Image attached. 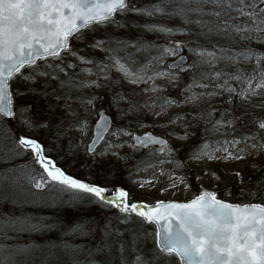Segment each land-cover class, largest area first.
Wrapping results in <instances>:
<instances>
[{"label": "snow or ice", "instance_id": "snow-or-ice-1", "mask_svg": "<svg viewBox=\"0 0 264 264\" xmlns=\"http://www.w3.org/2000/svg\"><path fill=\"white\" fill-rule=\"evenodd\" d=\"M169 8L171 10L165 13V9ZM130 13L142 18L155 17L157 13H165L166 18L178 16L184 21V26H199L198 37L222 38L227 47L216 48L210 42L202 44L197 41L192 45L170 40L169 37L183 28L175 29L150 19L134 25L141 29L142 34L136 44L129 45L127 41L114 36L113 32L128 25ZM190 13H196L197 17L193 19ZM109 28L113 32H109ZM204 28L207 31H203ZM97 31H103L105 37H90V33ZM144 32L163 37L164 43H159V39L145 43ZM188 34H192L190 29ZM82 43L93 53L98 51L99 55H85L79 47ZM113 45L130 46L137 51L154 48L158 55L152 57L139 73H130L118 58L111 55L115 51ZM237 47L244 51H233ZM261 47H264V0H169L168 3H150L146 0H0V131L3 132L0 162L10 163L15 157L27 153L42 169L37 171L31 168L25 172L24 169L28 168L25 165L19 170L26 178L28 187L0 190V253L10 254L3 264H21L11 257L30 255L38 248L32 243L10 246L4 243L19 240L22 233L58 230L64 236L90 237L97 231L93 225L99 222L90 217H78L65 227L54 217L26 211L25 206L29 204L52 209L63 206L66 211L74 213H80L85 204L107 211L117 210L120 215L104 217L99 229L102 233L100 242L94 248L87 249L85 259L74 260V264H171L162 253L168 257H178L184 264H264V206L261 204L245 203L241 207L240 204L226 203L217 198L215 191H204L189 203H166L163 200L136 202V197L126 186L109 187L86 182L57 166V160L52 155L53 151L60 155L57 146L62 138L69 135L70 127L65 125L80 122L76 109L67 101L75 97L83 103V97L67 90L66 85L84 86V81L88 79L83 76L84 72L99 79L106 77L113 67L118 72L123 71L126 76L132 77L131 84L143 85L144 91L160 94L157 99L146 101L144 107L153 109L152 115L161 116L179 101L166 98L165 90L157 83L158 78L175 87L177 82H182L183 75L203 65L227 61V66H231L255 61L256 68L246 81L241 79L239 72L233 75L232 72L220 70L215 72V76L201 74L199 77L193 74L192 84L187 85L182 94L188 100L196 98L197 94L187 93L192 91L199 79L204 81L201 85L204 91L199 96H211L213 93L207 90L213 85L245 104L264 109V51L259 50ZM185 52L194 57L187 69L182 67L189 60ZM169 55L173 57L172 62L165 69H160L159 65ZM230 80H237L239 84L234 87ZM119 98L122 97L118 94ZM37 99L45 105L39 112L35 108ZM88 99L94 101L99 97L92 95ZM161 101L163 106L155 110ZM227 103L231 104L232 100L229 99ZM130 104L133 106L127 112L135 113L139 102L130 101ZM69 110L74 114L71 121L67 116ZM118 112L121 120L127 118V112L119 108ZM101 119L104 121V131L109 133L106 143L111 145L107 153H101V159L116 156L131 141L134 149L160 145L159 151L166 156L157 157L156 161L181 166L179 158L173 155L179 149L167 139L153 132L126 131V126L117 125L110 129L103 114ZM177 119L182 118L177 116ZM167 123L175 124L176 121L169 116ZM138 127H143V124L138 123ZM259 127L264 129V122ZM100 128L101 125L97 123V131L85 151V155L90 157L89 162H94L97 156L94 150L96 141L104 139ZM215 130L219 131L218 128ZM176 135L178 140H187L191 133L186 130L183 135ZM255 135L253 132L239 138L233 136L231 140L218 142V146L211 151H207L209 146L203 144L199 152L194 150L189 153V158L200 159L203 156L212 159L215 156L217 159L239 160L242 154L251 155V149L264 150V143H247ZM6 142H10L12 147L9 148ZM241 144L243 147L238 148ZM119 159L127 164L130 154L125 153ZM140 163L145 161L141 159ZM133 167L140 171L139 164ZM128 171L131 178V169ZM233 174L241 176L239 172ZM260 192L264 190H257L256 194L259 196ZM45 193L50 199H44ZM61 193L69 194L67 199H61ZM137 217L142 218V221H137L138 224L147 221L159 225V231L154 233L158 252L148 247L146 239H140L138 233L132 236L131 241L126 240L114 223H124ZM62 246L73 247L74 253L84 250L79 245L63 243Z\"/></svg>", "mask_w": 264, "mask_h": 264}, {"label": "trees", "instance_id": "trees-1", "mask_svg": "<svg viewBox=\"0 0 264 264\" xmlns=\"http://www.w3.org/2000/svg\"><path fill=\"white\" fill-rule=\"evenodd\" d=\"M146 2L150 3H168L169 0H146ZM171 9H165V13L169 12ZM165 13H157L155 17L151 18H142L137 16L136 14L130 13L128 15V25L123 28L113 30L110 28L109 32H113L114 36H118L120 39H123L131 44L137 43V38L142 34L141 29L135 27L134 25L143 24L145 20H152L156 21L159 24H164L168 27H172L175 29H181L182 31H176L170 40H177L178 38H183L184 40L188 41L189 44L194 45L197 41L202 44H207L210 42L211 46L216 48L220 47H227L224 44L223 39L219 37H198L197 32L201 30L198 25L192 24L190 26H184V21L180 17H171L166 18ZM193 19L197 17L196 13L189 14ZM205 20L208 19L207 16L204 17ZM189 29L191 30V36H189ZM203 31H207V28H204ZM99 34L104 38L103 31H97L90 33L91 36L99 37ZM143 35L145 36V43L149 41H157L159 39V43L163 44L164 39L163 37L158 38L154 33H147L144 32ZM220 41L217 43V41ZM255 41H253V45H255ZM87 52H84L85 55L89 53L92 55H99V52L93 53L92 49L86 48L85 44L80 46ZM115 51L111 54L116 56L120 59L127 67H130L133 71H137L142 67L146 66L152 57L158 55L157 51L154 48H147L143 51H137L134 47H124L123 45H113ZM211 50V47H209ZM260 51H264V47L259 48ZM233 51L239 53L244 51V49L237 47L233 49ZM190 57V63L184 68L187 69L189 65L192 63L194 57L191 53L185 52ZM90 57V56H89ZM166 61V58L165 60ZM39 63V61H38ZM255 61H252L248 64H239V65H231L227 66V61H217L215 65H203L202 67L191 69V71L185 75H183L182 82H177L175 87L166 86L164 89L166 98L170 97L171 95L174 96L176 92L183 93V90L187 87V85L192 84V75L195 74L199 77L201 74L208 76H215L216 71L223 70L224 72H232L233 75L236 72H239L241 79L246 81L249 74H252L255 70ZM235 69V71H233ZM75 80H79L80 77H73ZM204 83L203 80L197 79L196 86H200ZM223 83V81H221ZM230 83L236 87L239 84L237 80H230ZM195 86V87H196ZM213 86V85H210ZM39 87V85H38ZM195 87L192 89L191 92L187 93V95H193L196 92ZM66 89L74 92L76 96L83 97V103L80 102L79 99L75 97L70 98L67 102L72 104L73 107L76 109V113L78 114V119L81 122L82 117L80 113L82 112L81 109H84L86 106V100L89 97V91L86 88V80L84 81V86H75L72 84H67ZM239 89V88H237ZM160 95V94H159ZM158 95V96H159ZM183 95V94H182ZM184 96V95H183ZM163 101L159 103L161 105ZM158 106V104H157ZM45 105L42 101L37 99L35 101V108L36 111L43 110ZM107 111L109 113H114L111 105H106ZM123 111L126 112L124 109ZM73 112L69 110L67 116L71 121L73 118ZM136 120L137 116L133 112H129L126 120V127L129 130H134L136 127ZM80 122L66 124V127H70L69 135L66 138H62L61 142L58 144V150L60 155L56 154V151H53L52 155L57 160V164L60 167H63L67 170L68 174H72L77 178H82L86 182H96L98 184L106 185V186H121L127 184L129 181L135 179L143 170H146L149 167L161 164L156 161L157 157L164 158L166 156L165 153H161L158 148H148L146 150H137L133 152H129L130 159L128 160L127 164H125L124 160L120 164L110 163L105 165L104 167L98 166L95 162H89L90 157L82 153L79 149V139L75 132V129L78 127ZM15 125V122L13 126ZM205 125V124H204ZM250 125L247 124L245 126V132L241 129H233L232 136L240 137L241 135L251 134L255 132L253 126L249 127ZM195 124L188 130L191 133L189 138H192L196 134ZM207 131L203 132V140H213L216 136V132L212 129H209L208 126ZM199 137L201 135H198ZM3 139V132L0 131V140ZM8 147L11 148L12 144L10 142H6ZM198 144H194V141H191L189 144H180L179 151L175 152L173 155H176L180 162L181 166L178 167L177 171L180 172L182 175L186 177L190 185L196 190V194L199 192L200 189L196 186L194 182L195 179L203 172V169H194L190 167V159L189 153L196 150L194 146ZM143 159L145 163H140V160ZM139 164L140 171L138 172L133 165ZM166 165L171 166L175 169L176 165L169 162L165 163ZM27 165L28 168H25L24 171L27 172L31 168H35L37 171H41L40 165L35 164L32 161V158L27 153L24 156H17L15 159L10 163H3L0 162V190H19V188H27V180L24 175L19 170L23 166ZM128 169H131V178L129 176ZM213 170L216 172L218 177L220 178L219 184L214 188L216 190L217 195L219 198L226 199L233 203H248V202H258L260 200H264V192H260L259 196L256 194L257 190H264V159L260 162V167L256 170H245L240 171V177L235 176L233 173L226 171L224 168L219 166H214ZM110 181V184H109ZM108 183V184H107ZM38 191V190H34ZM251 193V194H250ZM61 199H67V193L59 194ZM136 196V195H135ZM140 197V196H136ZM37 199H40L37 197ZM44 199H50V196L45 193ZM141 200H146L148 202H153L147 200L146 198H140ZM137 202V201H136ZM94 209V216L91 213V210ZM25 210L37 215H43L45 217H54L57 221L62 222L65 227L72 224L74 219L78 217H90L93 221H97L99 223L94 224L93 227L97 229L94 236L90 237H81L79 235L75 236H64L62 231L53 230L47 232H40V233H22L20 234L19 240H12V241H4L6 245H27L29 243L35 244L38 248L32 252L30 255L26 256H13L11 257L14 261H19L21 264H74V260H83L86 257V252L88 248H94L102 239V233L99 230L102 227L104 217L107 216L109 218H114L117 215H120L117 210L107 211L104 209H100L97 207H92L85 204L84 208L81 210L80 213L69 212L64 209L63 206L59 208H48V207H35L31 204L25 206ZM137 221H142V218H135L128 219L124 223L115 222L116 228L119 230L121 234L124 235L125 239L131 241L132 236L136 233L139 234L140 239H146L147 245L150 248H153L154 251H159L156 245V237L154 233L156 232V227L154 224L150 223L147 224L145 221L138 224ZM63 243H67L68 245L81 246L84 250L75 252L74 248L63 247ZM119 251V248H118ZM8 252L0 253V264H3V260L9 257ZM168 259H172L173 257H168L162 253ZM177 262L178 259L175 257ZM134 260V258H133ZM173 263V261H171Z\"/></svg>", "mask_w": 264, "mask_h": 264}, {"label": "rangeland", "instance_id": "rangeland-1", "mask_svg": "<svg viewBox=\"0 0 264 264\" xmlns=\"http://www.w3.org/2000/svg\"><path fill=\"white\" fill-rule=\"evenodd\" d=\"M102 36V34H99V37L96 38L99 39ZM171 38H173V36L169 37V39ZM176 41L189 43L183 38H178ZM82 44H80V46ZM80 49L83 52H87L81 47ZM87 56L91 57L89 53H87ZM112 56L117 58L114 55ZM104 59L106 60L107 58L104 57ZM172 60V56H167L166 61L161 63L159 68L165 69ZM120 62L121 64H124L121 60ZM254 66V68H256L255 64ZM125 67L130 73H139L145 66L137 71H133L130 67H127V65H125ZM93 71H95V69H93ZM83 76L88 77L86 80V88L90 93L89 96L95 95L99 97V99L94 101L87 99L86 106H84V109H81L82 112L80 115L82 120L75 129V132L78 136L79 149L82 153H85L88 142L93 135V127L101 108L107 109L106 105H111L114 110V113H111L114 118L113 129L117 125L127 126V118L121 120L118 108L122 110L125 109L127 112L128 108L133 106V104H130V101L134 103L139 102L140 105L134 113L137 116L134 131L137 133L153 131L161 134L168 138L170 144L175 148L179 147L180 144H189L191 141H194V144H198L194 146L197 152H199L200 146L203 144H207L209 147L206 150L211 151L218 146V142H222L225 139L231 140L233 138V129L238 128L245 132V126L247 124L250 125L249 127L253 126L256 133V135L251 137L247 143L249 145L253 143H264V129L259 127L260 123L264 122V109L251 104H245L241 99L234 98L228 92L221 91L214 86H209V89L207 90L213 93L211 96H199L198 94L204 90L201 88V85L196 86V92H194V94H197L196 98L191 100L185 99V96L176 92L174 96L171 95L167 99L175 98L179 102L174 103L172 107L168 108L161 116H155L151 114L153 109L144 107V103L150 101V99H157L159 94L144 91L143 85L131 84L130 81L132 77L130 75L126 76L123 71L118 72L117 69L113 67L106 77L101 76L98 79L96 76H89V73L87 72H84ZM151 83L152 82L150 81L149 84L151 85ZM157 83L162 89H165L166 86H168L163 78H158ZM118 94L122 98L117 99ZM229 99L232 100L231 104L227 103ZM257 101H259V98H257ZM162 106L163 103H161V105L158 104V106L156 105L155 110H159ZM128 113L129 112H127V116ZM209 113H211V115ZM169 116L176 121L175 124L167 123ZM177 116L182 119L178 120ZM138 123H142L143 127H138ZM154 124L156 125L155 127L153 126ZM193 124L196 126V134L192 138L188 137L187 140H178L176 134L183 135V133L186 130L188 131ZM204 124L208 126L209 129L213 128L216 132V136L213 140H203L204 137L202 133L207 131V127L205 128ZM216 128H218L219 131H216ZM125 130L128 131L129 129L125 127ZM169 133L173 134L169 135ZM198 135L201 136L199 137ZM108 139L109 136L96 152L97 156L95 157L94 162L98 166L104 167L110 163L120 164L123 161L122 159H119L120 156L137 149L132 148L131 141H129L120 149L116 156L111 158L105 156L101 159V153H107L111 146L109 143H106ZM112 139L119 138L112 137ZM239 147H243V144L239 145L238 148ZM217 155L223 154L218 153ZM263 159L264 150L257 148L251 149V155L242 154V158L239 160L234 158L217 159L215 156L212 159H208L207 157L202 156L200 159L194 158L190 160L189 164L190 167H193L194 169H203V172L194 181L198 189L201 190L204 188L214 189L219 184L220 178L213 170L214 166L222 167L229 172L251 171L258 169L260 167V162ZM173 169L174 168L165 163L149 167L146 170L141 171L135 179L129 181L125 186L134 194V196H140L139 198L135 196L137 202L141 200L140 198H146L153 202L158 200L188 201L192 199L196 195V190L190 185L186 177L177 171V166L175 167V171H173ZM181 178H183V182H181ZM173 183H175V187H173ZM258 202L264 204V200ZM91 213L94 216V209L91 210ZM167 260L173 261L171 264H180L174 258H167Z\"/></svg>", "mask_w": 264, "mask_h": 264}, {"label": "water", "instance_id": "water-1", "mask_svg": "<svg viewBox=\"0 0 264 264\" xmlns=\"http://www.w3.org/2000/svg\"><path fill=\"white\" fill-rule=\"evenodd\" d=\"M186 55V54H185ZM186 56H188V55H186ZM172 61H170L169 62V64L171 63ZM189 62V60L182 66V67H184L187 63ZM101 114H103V116H105L106 118H107V126H108V128H110V129H112V126H113V117L105 110V109H102L100 112H99V114H98V119H97V121H96V123L94 124V128H93V135H94V133L97 131V129H96V124L97 123H99L100 125H101V128L99 129L100 130V132L102 133V135L104 136V139L103 140H97L96 141V144H95V148H94V150L95 151H97V149L102 145V143L105 141V139L107 138V136L109 135V133L108 132H106V131H104V121L101 119ZM13 123V122H12ZM147 132H153V131H147ZM145 133V132H144ZM154 133V132H153ZM155 134V133H154ZM92 135V136H93ZM156 135H158V134H156ZM158 136H160L161 138H164V139H167L165 136H162V135H158ZM168 140V139H167ZM169 141V140H168ZM152 146H158V147H161L160 145H156V144H151V145H149L147 148H149V147H152ZM146 148V149H147ZM139 149H145V148H139ZM204 191H215V190H213V189H208V188H204V189H202V190H200V192L198 193V194H201L202 192H204ZM216 192V191H215ZM197 194V195H198ZM217 194V193H216ZM196 197V196H195ZM195 197H193L192 199H195ZM217 198L218 199H221V198H219L218 196H217ZM192 199H190V200H188V201H178V200H163V201H165L166 203H168V202H175V203H189ZM222 200H224V199H222ZM226 203H232V202H230V201H227V200H224ZM141 203H148V202H145V201H141ZM251 203H259V204H261L262 206H264V204L263 203H260V202H251ZM233 204H240V203H233ZM241 205V207H243V204H240ZM146 223H150V222H147V221H145ZM151 223H153L154 225H155V227H156V232L157 231H159V225L158 224H156L155 222H151ZM161 223H163V222H161ZM157 247H158V249H159V246L157 245ZM163 254H165V255H167L166 253H163ZM179 259V258H178ZM180 261V260H179ZM180 263L181 264H184V262H182V261H180Z\"/></svg>", "mask_w": 264, "mask_h": 264}]
</instances>
